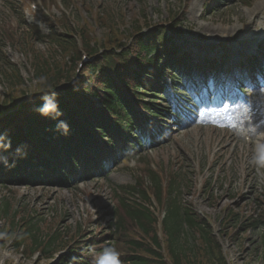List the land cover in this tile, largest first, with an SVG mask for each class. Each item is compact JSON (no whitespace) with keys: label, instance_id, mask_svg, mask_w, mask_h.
I'll list each match as a JSON object with an SVG mask.
<instances>
[{"label":"trees","instance_id":"16d2710c","mask_svg":"<svg viewBox=\"0 0 264 264\" xmlns=\"http://www.w3.org/2000/svg\"><path fill=\"white\" fill-rule=\"evenodd\" d=\"M64 21V30L70 35L54 24H50L49 34L30 28L20 34L17 30L0 26L1 45L13 41L23 46L28 54L30 52V66L36 81L34 92L38 96L32 103L25 100L28 91L19 66L0 51V76L6 87L0 99V136L4 137L0 141L3 145L0 151L9 152L7 163L4 162L6 172L0 168L3 180L16 178L17 182H24L35 179L34 170L37 169L39 174L47 165L57 164L63 170L62 158L73 168L79 151L85 157L86 175L92 171L90 164L101 170L110 161L113 137L127 140L134 147L142 143L136 130L135 103L148 112L151 120L167 116V109L160 104L161 72L157 60L148 57L150 48L138 36H132L135 38L129 44L123 42L125 36L113 24L107 25L102 42L97 44L92 24L87 20L79 23L77 33L90 60L83 67L78 81L70 85L81 48L77 36ZM153 36L148 38L151 46L154 45V41H150ZM35 41L47 42L48 52L37 51ZM98 45L102 47L101 52ZM117 80L126 86V92L117 86ZM46 84H51L52 88L47 89ZM60 86L63 89L56 95V100L62 115L58 119L41 115L37 109L43 103L42 96L49 91L55 92ZM58 121L68 125L67 135L57 129ZM159 128L162 132V127ZM133 172L134 183L115 185L112 190L114 207L108 213L112 217L109 233L102 229L96 231L83 245L86 240L81 238L85 233H80L79 228L65 239L56 230L54 235L41 240L38 233H31L32 225L27 227L26 233H19V247L23 244V251L31 258L37 251L49 256L53 247L75 244L71 247L74 251L67 264H168L158 235V219L143 188L149 180L147 185L165 213L164 248L172 264H229L208 223L190 206L181 203L182 178L179 173L165 175L162 179L148 166ZM59 177L67 178V175L64 173ZM258 218L260 222L264 221V207ZM237 219L238 214L233 211L228 217L223 216L227 234L229 227L237 228L234 233L237 236L259 222L252 218L246 227L241 223L233 225ZM11 222L14 226V221ZM58 238L60 242H57ZM108 249H115L117 256L106 255ZM262 260L264 262V250Z\"/></svg>","mask_w":264,"mask_h":264},{"label":"rangeland","instance_id":"374dc122","mask_svg":"<svg viewBox=\"0 0 264 264\" xmlns=\"http://www.w3.org/2000/svg\"><path fill=\"white\" fill-rule=\"evenodd\" d=\"M217 1L218 7H212L205 12L206 0H54L45 3L49 14L26 9L25 23L18 22L17 14L8 11L2 2L0 25L5 24L6 28L17 30L20 34L27 28L39 29L43 34H48L50 26L46 16L57 19L61 27L65 25L62 18L67 17L66 22L73 31L82 17L93 23L94 36L104 38L106 24L101 22L94 25L97 22L93 18L94 14L101 12L98 15L103 16L114 11L117 15L114 19H119L121 29L128 37L133 29L149 28V34L151 25L170 26L174 22L172 19L176 17L179 32H183L182 38L175 37L179 46L192 50L193 55L198 51L209 54L212 52L211 48H215V41L231 36L233 40L228 42V47L230 57L234 59L238 48L242 47L247 52L251 38L262 36L264 26H261L258 17V23L247 24L251 11L264 0ZM185 3L189 5L185 6ZM64 9L69 16H63ZM118 21L114 20V23ZM34 43L37 51L48 52L47 42ZM0 48V51L19 66L28 91L25 98L29 99L36 89L29 60L30 52L28 54L23 46L13 41L0 44ZM68 62L72 64L73 61L69 59ZM5 90L4 80L0 76V99L3 98ZM208 91L211 92L212 87ZM233 93L236 94L234 86H231L224 96L225 104L221 105L222 110L232 109L226 114L224 121L202 117L204 111L201 108L206 103L202 98L198 97L193 102L179 100L178 109L183 114L179 112L175 124L170 121L169 125L168 122L167 127H172V133H166L164 142L149 155L151 160L158 161L164 167L173 168L177 173L179 171L181 177L189 181V187L184 186L181 194L183 204H192L194 211L204 213L215 223L222 234L220 236L224 250L232 263L263 264L264 224L237 239L225 232V212L229 209L243 212L240 216L245 219L257 215L260 212V200L264 201V141L256 140L258 134L264 131V87L258 86L253 90L249 88L243 95L238 96L234 106H229ZM192 114L201 116L197 121L185 124L186 118ZM248 125L254 128V132L249 135L251 141L245 140L243 136L238 138L235 131H244ZM180 145L194 157L198 169L182 155ZM120 146L121 143L118 144ZM121 152L122 155L118 153L117 156L120 163L110 164L99 177L82 181L76 175L67 187L36 183H9L5 186L0 184V264H67L65 259L70 250L67 244L53 247L54 250L49 256L37 251L31 258L23 251V244L19 247V233H26L27 227L32 225L34 229L31 233H38L41 240L54 235L56 230L64 239L77 232L78 228L80 233L88 232L84 238L93 233L92 231L101 228L107 230L112 221L108 213L114 204L112 184L135 181L134 173L120 164L125 159L139 157L137 150L128 147L124 151L121 149ZM198 179L202 183L201 191L197 188ZM60 241L58 238L57 242Z\"/></svg>","mask_w":264,"mask_h":264},{"label":"clouds","instance_id":"9594fccd","mask_svg":"<svg viewBox=\"0 0 264 264\" xmlns=\"http://www.w3.org/2000/svg\"><path fill=\"white\" fill-rule=\"evenodd\" d=\"M45 87L47 89H51V84H46ZM43 103L42 105L37 109L41 115L44 116H51L52 119H58L62 115V113L59 111L58 103L56 100V93L54 91H49L45 95L42 96ZM57 129L62 131L63 134L67 135L69 128L68 125L64 121H58L57 123ZM4 137L0 136V141H3ZM3 145L0 144V147ZM7 163V161H4ZM106 255H111L113 258L117 256V253L115 252V249H108L106 252Z\"/></svg>","mask_w":264,"mask_h":264},{"label":"bare ground","instance_id":"6f19581e","mask_svg":"<svg viewBox=\"0 0 264 264\" xmlns=\"http://www.w3.org/2000/svg\"><path fill=\"white\" fill-rule=\"evenodd\" d=\"M263 5H264V3H263ZM254 21H255V20L252 19V20H251V23H253ZM191 121H192V120H188V123H191Z\"/></svg>","mask_w":264,"mask_h":264}]
</instances>
